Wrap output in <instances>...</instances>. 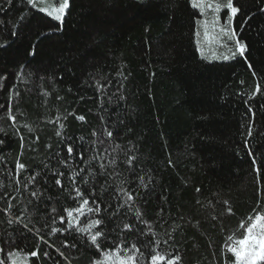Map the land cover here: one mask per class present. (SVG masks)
Here are the masks:
<instances>
[{"label": "trees", "instance_id": "16d2710c", "mask_svg": "<svg viewBox=\"0 0 264 264\" xmlns=\"http://www.w3.org/2000/svg\"><path fill=\"white\" fill-rule=\"evenodd\" d=\"M238 3L243 14L235 22L237 31L244 17L255 13L241 36L251 48L257 77L240 58L212 63L199 59L194 36L198 11L189 0H151L147 9L133 0H70L63 32L52 31L51 35L50 27L56 22L30 9L26 0H13L11 6L0 0L4 9L0 11V21H4L0 43L9 41L6 49L0 48V74L8 77L0 82V105L4 106L0 108L4 116L0 126L8 131L7 136L0 133L5 140L0 146V182L4 184L0 196L8 194L0 199V221H6L3 210L12 197L13 215L31 211L29 192L37 187L44 192L49 211L55 206L59 214L64 207H74L68 177L84 168L80 176L91 170L95 179L89 177V184L83 185L78 177L77 185L82 190L95 188L102 215L112 218L109 241L135 240L144 252L143 264H149L151 251L143 244L151 241L154 246L157 240L161 253L179 254L182 264H223L221 248L227 236L242 232L239 223L254 214L253 209L264 211V167L258 177L243 144L251 119V114L245 116L244 101L257 83L264 91V13L259 11L264 0ZM22 16L26 18L23 27L16 37H10ZM33 44L35 57L27 55ZM21 64L25 65L24 79L17 81ZM13 85L19 92V96L12 93V110L25 136L23 149L6 117ZM101 85L105 87L98 92ZM45 91L50 95H43ZM249 103L257 114L250 143L257 153H264V137L260 135L264 133V101L258 95ZM79 115L85 121H78ZM57 116L61 117L58 123L47 122ZM59 123L66 125L63 140L55 135ZM24 124L34 127L35 132L28 133ZM105 128L113 131L112 139L103 135ZM99 138L105 140L104 145H99ZM93 141H97L95 146ZM69 142L74 153L65 167L59 161L68 159ZM80 152L84 153L83 161ZM129 157H136L133 171L127 165ZM17 159L28 166V171L21 173L22 184L27 183L30 173H42L39 183L28 190L7 175L9 171L15 174ZM113 159L115 165L110 163ZM101 163L105 169L99 168ZM53 171L65 173L59 178L67 191L55 186ZM139 177L144 178L143 185ZM119 188L132 192L137 200L131 209L123 208L113 216L115 206L124 199L117 194ZM108 204L113 208L104 212ZM137 208L154 236L132 237L124 232L125 223L148 231L135 220ZM8 232L11 228L0 223V239H7ZM26 234L29 239L21 242L25 254L39 244L41 255L48 251L52 256L39 261L32 257L29 264H91L99 258L91 249H64V238L49 235L48 229L40 232L47 243ZM72 235L68 234L69 244L75 242ZM57 248L68 260L59 256Z\"/></svg>", "mask_w": 264, "mask_h": 264}, {"label": "snow or ice", "instance_id": "6c2138e0", "mask_svg": "<svg viewBox=\"0 0 264 264\" xmlns=\"http://www.w3.org/2000/svg\"><path fill=\"white\" fill-rule=\"evenodd\" d=\"M6 2L9 6L13 4V0H6ZM133 2L147 9L151 0H133ZM189 3L193 9L198 11V17L195 19L196 30L194 36L196 38L195 43L197 51L199 52V59L212 63L213 61L229 62L240 58L251 71L252 76L257 77L258 70L254 67V62L250 59L251 48L249 43L241 36V33L245 30L244 26L253 19L255 13L245 16L243 23L240 25V30L237 31L235 22L237 18L243 14L242 7L239 5L238 0H189ZM26 4L30 9H36L56 22L50 27L48 35H51L52 31L63 32L66 17L70 14V0H26ZM0 11H4V9L0 7ZM259 11L264 13V7L260 8ZM222 14L224 17L223 22ZM20 19L21 24L15 25L10 33V37H16L19 30L23 27V21L26 18L22 16ZM2 23H4V21H0V24ZM8 46V40L4 43H0V48L6 49ZM27 55L31 57L37 55L35 44L30 47ZM24 69L25 65L21 64L20 71L16 74L17 81H23ZM27 75L31 76L32 73L29 72ZM7 79V75L0 74V82L7 81ZM39 79L43 81L44 77L41 76ZM96 83L99 85V81ZM241 83L243 84L244 82L241 81ZM108 86H110V84ZM103 87L105 86L101 85L97 87V91L100 92ZM9 91L10 96L6 117L7 120L11 121L10 128L13 130V135L19 138L20 147L23 149L25 147V136L21 134V125L17 120L16 114H14L12 110V93L14 92L15 96H19V92L15 91V85H13ZM69 91H71V89H69ZM43 95L49 96L50 93L45 91ZM258 95L261 97V100L264 101V91H262L260 83L255 85L254 91H252L244 101L247 109L245 116L251 114V119L248 122L247 134L243 144L247 155L252 158L251 162L254 166V171L259 177L261 168L264 167V153H257L254 146L250 143L253 137V126L256 122L255 118L257 114L252 104L249 103V101L254 100ZM57 99H62V97L57 96ZM121 99H123V97H121ZM262 106H264V103H262ZM3 107V105H0V108ZM17 111H19V109H17ZM20 114L23 115V113ZM68 115H73V113L69 112ZM3 119L4 116L0 115V120ZM60 119L61 117L57 116L55 121L49 120L47 122L58 123ZM63 119L67 120V116H64ZM76 119L81 122L85 121L83 115L76 116ZM204 119H207V117H204ZM22 127L25 128L28 133L35 132V128L29 124H24ZM65 127L66 125L64 123H59L60 130L55 133V135L62 140L64 139L62 132L65 130ZM0 133L4 136L8 135V131L3 126H0ZM92 135L96 136L97 134L93 131ZM103 135L109 139L114 137L113 131L107 128H105ZM260 135L264 137V133ZM68 139L71 140V138ZM39 140L40 136L37 135L35 141L38 142ZM4 143V138L0 137V146L4 145ZM92 143L95 146L97 141H93ZM98 143L99 145H104L105 140L99 138ZM47 147L51 148L52 145L49 144ZM29 149L35 150L31 148V144H29ZM66 151L68 159H61L59 163L68 167V160L73 157L74 153V146L71 142L67 143ZM104 151L107 152L108 149L105 148ZM23 154V152L20 153V155ZM78 154L81 161H83L84 153L80 152ZM56 155L59 156L60 153L57 152ZM93 159H100V157H93ZM135 159L136 157H129L127 160L130 171H133V161ZM110 163L115 165V159L110 161ZM169 164H171L170 160ZM258 164L259 166H257ZM47 167L48 165L45 164L44 168ZM105 167L103 163L99 165L100 169H105ZM27 171L28 166L17 159L15 163V174L13 175V173L9 171L7 175L10 179H14L16 185H22L25 190H28L30 185L39 183L37 178L41 176L42 173H30L27 177V183L22 184L21 173ZM85 171L86 169L80 168L79 171H73L71 175H69L68 179L72 184V190L74 192L72 201L75 203V206L64 207L59 214H57V208L55 206L49 211L44 192L41 191L39 187L29 192V196L32 197V199L28 200V204L32 206L31 211L25 209L19 214L13 215L11 211L14 207L12 200H14L15 197L8 200L7 208L3 210L7 219L6 221H0V223H6L11 228V232L6 233L7 239H0V245H3L0 246V264H29V260L32 257H35L37 261L42 258L52 259L48 251H43L41 255L39 244L36 245V250L29 251L26 254L21 244L22 241L29 239L26 233H32L33 236L37 237L42 243H47L44 237L40 235L43 229H48L49 235H59L63 237L64 243L62 247L64 249L75 248L79 251L80 248H84L85 250H93V255L99 258L92 259L91 264H143L145 255L144 252L141 251V246L138 245L135 240L131 243L128 242L127 238H121L119 243L109 241L108 229L111 227L112 218L102 215L101 201L96 194L95 188L93 187L90 189L84 187L82 190L81 187L77 185L78 177H80L83 185L89 184V177L95 179L96 174L91 170H88V175L80 176V174ZM133 174L135 175L134 172ZM52 175L57 177L54 181L55 186H59L67 191L59 178L63 177L65 173L53 171ZM101 175H103V173H101ZM139 179L140 183L143 185L144 178L139 177ZM45 181H47V178H45ZM3 187V182H0V188ZM16 191L19 192L20 189L17 188ZM196 191L200 192V189L197 188ZM117 194H122L124 199L121 204L115 206V211L112 213L113 216L119 213L123 208L131 209L137 200V196H134L132 192L124 188L117 189ZM7 195L8 194L5 192L3 196H0V199H4ZM47 199H51V197L49 196ZM197 203H200V201H197ZM209 203H211V201ZM224 203L227 204L228 202L225 201ZM112 208L113 205L108 204L104 208V212ZM228 212L231 214L232 209L229 208ZM253 213L254 214H248L246 220L240 221L239 229H241L242 232L239 235L233 233L227 236L221 248L223 264H264V211H256L253 209ZM25 216H27V222H25ZM134 216L135 220L147 227L148 231L145 232L143 228L138 227L134 229L132 223H125L123 230L128 236L135 237L137 234L140 236L155 235L148 221L142 218V213L138 208L135 210ZM215 218L216 217H213V219ZM57 224L59 226H56ZM70 233L73 234L72 239L75 241L71 244L68 242V234ZM77 234L80 239H77ZM159 243L160 242L157 240L154 246L151 241L143 244V247L151 249L149 253V264H182V257L179 254L171 256L161 253L158 250ZM165 243H167V241H165ZM49 247H52V245H49ZM56 252L60 257L68 260L65 252L61 251L60 248H57ZM33 264H35V262H33ZM69 264H71V261H69Z\"/></svg>", "mask_w": 264, "mask_h": 264}, {"label": "rangeland", "instance_id": "374dc122", "mask_svg": "<svg viewBox=\"0 0 264 264\" xmlns=\"http://www.w3.org/2000/svg\"><path fill=\"white\" fill-rule=\"evenodd\" d=\"M44 14V13H43ZM45 15V14H44ZM223 19H224V17H223V14H222V22H223ZM197 47V46H196ZM199 53V52H198ZM213 62H223V61H213Z\"/></svg>", "mask_w": 264, "mask_h": 264}]
</instances>
